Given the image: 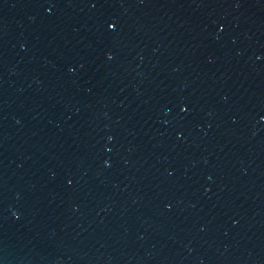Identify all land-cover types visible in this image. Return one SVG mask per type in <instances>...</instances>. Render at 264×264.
<instances>
[{"label": "water", "instance_id": "water-1", "mask_svg": "<svg viewBox=\"0 0 264 264\" xmlns=\"http://www.w3.org/2000/svg\"><path fill=\"white\" fill-rule=\"evenodd\" d=\"M0 264H264V0H0Z\"/></svg>", "mask_w": 264, "mask_h": 264}]
</instances>
